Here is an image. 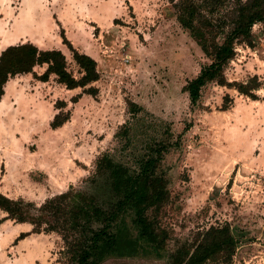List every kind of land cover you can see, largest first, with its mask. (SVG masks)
<instances>
[{
	"label": "rangeland",
	"instance_id": "rangeland-1",
	"mask_svg": "<svg viewBox=\"0 0 264 264\" xmlns=\"http://www.w3.org/2000/svg\"><path fill=\"white\" fill-rule=\"evenodd\" d=\"M252 33V46L235 47L225 75L239 83L256 76L254 98L208 84L190 107L184 87L210 60L168 0H0V54L14 46L58 50L78 79L65 38L95 60L98 73L86 87L95 97L68 90L55 75L42 80L46 64L8 79L0 99V194L39 206L84 187L103 155L136 171L138 162L158 158L168 190L156 217L168 236L163 257L102 264H167L212 226H228L236 247L230 259L208 264H264V24ZM59 113L67 119L54 128ZM31 230L0 210V264H65L60 236Z\"/></svg>",
	"mask_w": 264,
	"mask_h": 264
},
{
	"label": "trees",
	"instance_id": "trees-1",
	"mask_svg": "<svg viewBox=\"0 0 264 264\" xmlns=\"http://www.w3.org/2000/svg\"><path fill=\"white\" fill-rule=\"evenodd\" d=\"M168 2L176 12L177 22L210 60L184 87L190 107L198 102L202 88L208 84L235 89L254 98L253 91L260 86L256 76L245 83L228 82L225 70L236 56V46H252V28L264 24V0ZM64 43L81 71L80 78L74 79L66 71V58L61 51L34 49L20 53L21 46L8 47L0 54V99L10 77L33 73L35 66L44 64L47 71L42 80L55 75L58 83L68 90L81 88L82 93L95 97V88L86 89L98 80L95 60L80 54L65 38ZM228 99L226 95L225 100ZM60 118L61 114H56L51 126L59 127L67 119ZM157 163L158 158L151 157L138 162L137 171L130 170L106 154L96 161L94 172L81 189L70 188L39 206L21 199L10 200L0 194V210L17 223L30 224L32 233L58 234L63 242L60 254L65 264H102L109 257L139 254L161 258L168 236L159 227L156 217L167 200L168 190L166 180L157 174ZM149 212L154 214L152 218ZM25 235L22 233L18 240ZM235 247L228 226H212L194 246L180 247L172 253L167 264L218 262L230 259Z\"/></svg>",
	"mask_w": 264,
	"mask_h": 264
}]
</instances>
